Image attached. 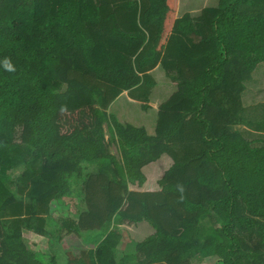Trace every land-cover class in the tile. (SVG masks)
Wrapping results in <instances>:
<instances>
[{"label": "trees", "instance_id": "1", "mask_svg": "<svg viewBox=\"0 0 264 264\" xmlns=\"http://www.w3.org/2000/svg\"><path fill=\"white\" fill-rule=\"evenodd\" d=\"M178 4L0 0V264H55L24 227L69 229L58 264H264V137L237 128L264 63V0ZM159 64L176 89L150 134L109 108L124 91L148 102ZM164 155L159 189H132ZM64 196L85 210L54 239ZM141 223L153 231L133 237ZM122 242L134 249L117 258Z\"/></svg>", "mask_w": 264, "mask_h": 264}, {"label": "rangeland", "instance_id": "2", "mask_svg": "<svg viewBox=\"0 0 264 264\" xmlns=\"http://www.w3.org/2000/svg\"><path fill=\"white\" fill-rule=\"evenodd\" d=\"M217 0H179V6L177 11V16L182 15L185 12H190L191 14L198 13L199 9L203 8L206 5H213ZM215 2V3H214ZM197 10V11H195ZM160 66V65H159ZM162 67H159V70L153 72V76L157 79L158 84L152 89L150 100L148 102L140 101V100H132L128 97H122L119 102L112 108V113L122 122L132 123L136 126H144L148 133L154 134L155 126L158 117L157 111L151 112V108L144 109V102L148 104L150 107L154 109L159 105L160 102H163L164 99L168 98L170 94L173 92V84L171 80L164 76L165 73L161 72ZM163 70V69H162ZM175 89V88H174ZM243 101L246 104V111H244V115L247 118V122L237 126L239 130L249 139H255L259 137H264V63H260L256 70L253 72V78L250 81L246 82V91L243 92ZM156 105V106H155ZM155 124V125H154ZM170 165V160H168V156L164 155L162 159L158 162L154 163L152 166H148L144 168V173L146 174V180L144 183L139 186H131L132 189L139 190H156L159 189V184L157 183L158 179L163 175V171L166 167ZM17 173H12V178L15 179ZM80 187H82V183H78ZM22 194H25L22 193ZM26 203V202H25ZM68 205V212L64 213L62 208H59V204ZM57 205H53L56 212L59 214L58 216L51 215L48 218L45 227L47 230L53 232V238L55 239V234L57 233V229L61 226L60 220L68 219L74 221L75 224L79 219L80 213L85 210L84 202H82L79 198L77 200L67 198L64 196ZM23 214L24 216L29 215L26 211V204L23 205ZM46 216V214H43ZM54 218L57 222H51L50 219ZM149 227L150 226H144ZM68 228L63 229L59 233V239L50 241V238L45 235L37 234L34 232L27 231V228L22 229L23 236L30 241L31 243L36 244L38 247H49L51 248L50 255H54L55 264L63 262L65 260L64 256V245L66 243L65 237L62 235H68ZM126 231H128L126 229ZM153 230H146V228H141L140 236H136L138 238L145 237ZM82 235H85L89 238L94 237L95 232L87 233V231L80 230ZM72 234V233H71ZM126 239H129V235L125 233ZM60 237L64 239L60 241ZM98 239V237H94V240ZM123 253L118 254V257L122 256L124 253L134 249L133 244L122 243L119 245ZM52 255V256H53ZM216 257H202L200 255H196L192 258L193 263L198 264H215Z\"/></svg>", "mask_w": 264, "mask_h": 264}, {"label": "crops", "instance_id": "3", "mask_svg": "<svg viewBox=\"0 0 264 264\" xmlns=\"http://www.w3.org/2000/svg\"><path fill=\"white\" fill-rule=\"evenodd\" d=\"M160 65V64H159ZM156 66L153 70H151V74H153V72L154 71H157V70H159V67L161 66ZM163 69V68H162ZM161 69V72L163 71V73H165V71H164V69L162 70ZM164 76L165 77H167V78H169L167 75H166V73L164 74ZM156 81H157V79H156ZM157 84H158V82H157ZM156 84V85H157ZM176 89V87L175 86H173V92H174V90ZM154 89V88H153ZM245 91H246V89H245ZM124 96H126V97H128L129 99L131 98L130 96H129V91H124V92H122L113 102H112V104L110 105V108H109V111L110 112H112V108L119 102V100L122 98V97H124ZM132 100H135L136 101V99H133V98H131ZM244 102V101H243ZM161 103V102H160ZM160 103H159V105H160ZM159 105L154 109L153 107H150L149 106V108H151V112L152 111H154V113L157 111L158 112V107H159ZM244 105L246 106V104L244 103ZM156 106V105H155ZM114 114V113H113ZM126 123H129V122H126ZM155 123H156V121H155ZM155 125V124H154ZM144 226H150V225H148V224H146V223H141L139 226H136L137 227V229H133V230H135L136 232L135 233H133V237L135 236H137L138 235V233L141 231V228L143 227V228H146V230H152V228L150 227V229H148L149 227H144ZM135 227V228H136ZM27 231H32V230H29V229H27ZM32 232H34V231H32ZM35 233V232H34ZM125 233L126 234H128L129 235V233L127 232V231H125L124 232V237H126L125 236ZM87 241H89L90 243H94L96 240H94V238H90V240H87ZM122 243H125V242H122ZM67 246H68V241H67ZM119 248H121L120 246H119ZM124 251H120L118 254H120V253H123ZM118 254H117V258H120V257H118Z\"/></svg>", "mask_w": 264, "mask_h": 264}]
</instances>
